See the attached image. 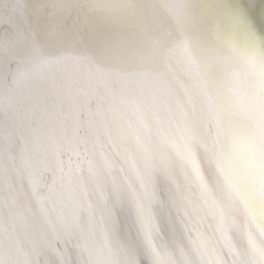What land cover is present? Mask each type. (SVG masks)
Masks as SVG:
<instances>
[{
  "label": "snow or ice",
  "instance_id": "6c2138e0",
  "mask_svg": "<svg viewBox=\"0 0 264 264\" xmlns=\"http://www.w3.org/2000/svg\"><path fill=\"white\" fill-rule=\"evenodd\" d=\"M127 7L0 0V264H264V72L226 119Z\"/></svg>",
  "mask_w": 264,
  "mask_h": 264
},
{
  "label": "clouds",
  "instance_id": "9594fccd",
  "mask_svg": "<svg viewBox=\"0 0 264 264\" xmlns=\"http://www.w3.org/2000/svg\"><path fill=\"white\" fill-rule=\"evenodd\" d=\"M219 3L223 6L219 21L234 47L224 55L232 59L230 62L222 60L218 74L206 73L204 95L206 103L220 104L225 118L229 119L242 113L249 100L260 95V73L264 72V33L251 27L252 22L243 17L241 3L235 0H219ZM233 3L236 7H232ZM245 24L251 27L254 40L249 38ZM244 64L254 70V75L245 74ZM256 187L257 192L264 195V184L257 183Z\"/></svg>",
  "mask_w": 264,
  "mask_h": 264
},
{
  "label": "bare ground",
  "instance_id": "6f19581e",
  "mask_svg": "<svg viewBox=\"0 0 264 264\" xmlns=\"http://www.w3.org/2000/svg\"><path fill=\"white\" fill-rule=\"evenodd\" d=\"M129 2L130 16L169 35L175 44L187 46L195 57L204 52L206 61L213 62L215 49L222 46L224 51H229L233 46L228 38L226 41L223 38L226 36L219 21L223 6L219 0H175L173 4L171 0H153L152 6L144 4V0H125Z\"/></svg>",
  "mask_w": 264,
  "mask_h": 264
},
{
  "label": "water",
  "instance_id": "95a60500",
  "mask_svg": "<svg viewBox=\"0 0 264 264\" xmlns=\"http://www.w3.org/2000/svg\"><path fill=\"white\" fill-rule=\"evenodd\" d=\"M171 1H172L171 2L172 4L175 3V0H171ZM235 2H238V3H241V4H243V3H256L258 6L260 4H264V0H235ZM145 3H147V5H151L152 6L153 5V0H144V4ZM126 4L128 5V7L126 8V12H127L129 7L131 6V2L126 3ZM232 7H236L235 3H233ZM255 15H256L257 19H259V16H260L259 7H257V9H256ZM133 18H134V15H133ZM145 25L147 26V24H145ZM181 36H182V31H181V35L179 33V38H182ZM223 38H224L225 41L227 40V37H223ZM227 46L230 47V44H227ZM233 47H234V45L232 46V48ZM227 52L228 51H224L223 47L221 46V48H217V49H215V52H213L215 54V56H213L215 58V60H213V62L206 61V58H205L206 55H204V52H202V55H200L199 58L197 56L196 59L201 63V65L204 68V70L206 71V73L211 72L213 75H216L219 72V68H220V65H221V62H222L221 57L224 56ZM178 56H179V53L176 54V57L174 58V61H175L176 58H178Z\"/></svg>",
  "mask_w": 264,
  "mask_h": 264
}]
</instances>
